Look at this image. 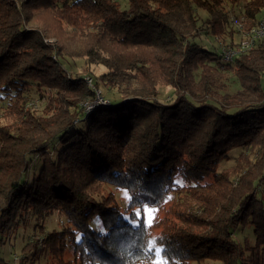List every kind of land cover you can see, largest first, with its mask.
<instances>
[{"label": "trees", "instance_id": "1", "mask_svg": "<svg viewBox=\"0 0 264 264\" xmlns=\"http://www.w3.org/2000/svg\"><path fill=\"white\" fill-rule=\"evenodd\" d=\"M263 9L264 0H0V245L13 247L34 221L18 264H188L197 254L264 264V37L222 62ZM36 10L84 36L86 64L106 69L87 71L93 86L120 100L88 114L97 92L27 26ZM162 86L171 103L157 100ZM240 148L258 171L237 195L216 181ZM93 183L123 190L126 206ZM146 209L165 212L148 223ZM56 211L63 223L48 230L42 218ZM248 228L254 243L237 236Z\"/></svg>", "mask_w": 264, "mask_h": 264}, {"label": "rangeland", "instance_id": "2", "mask_svg": "<svg viewBox=\"0 0 264 264\" xmlns=\"http://www.w3.org/2000/svg\"><path fill=\"white\" fill-rule=\"evenodd\" d=\"M30 15L31 20L27 26L29 28L40 30L44 34L45 40L49 44L57 45L61 53L64 54L65 60L69 61L70 63V74L72 76H79L84 78L87 85H92L93 89H95V91L97 92L95 100L91 103L86 104V111L88 112V114L99 106H109V104L114 100L121 99V96L117 89L109 87L103 82H99L97 87L93 86L94 81L92 82V78L88 76L89 74L87 71L91 70L93 72L92 76L95 77L100 75L102 72H105L106 69L101 65L92 64L91 66H88L86 64V60H88V57L85 55L87 41L84 36H82L78 32H75L71 27H68L66 25H59L58 23H56V21L53 19V16L51 15V12L36 10L30 11ZM260 16L261 18L264 17V9L262 10ZM239 20L240 19H237V21ZM214 42L215 41L212 38L201 39V44L206 47H210L213 44L216 46V43ZM222 48L218 46V48L216 47V51L218 53H221ZM56 58L60 59L57 55ZM62 59L63 58H61V60ZM233 87L237 88V85L233 84ZM261 88L264 91V75L261 78ZM157 100L162 103H171L174 100L173 88L170 86H162L159 89V96ZM33 107L34 109H32V111L35 112V114L42 113L43 105L41 101H34ZM230 157L231 158L224 159V161L220 163L217 171L218 179L216 183L220 181L219 183H224L225 185L227 184L230 187L232 194L238 195L241 191L244 190V188L251 184V177H249L248 173L252 172L256 174L258 171V164L256 165L252 153L242 148L232 151L230 153ZM236 159H238V161H236ZM207 181H212L214 183L215 179L211 177ZM92 185L93 187L96 186L95 190L99 189V191L103 195L114 193L118 198L117 200L120 201L122 205L126 206L128 197L123 190L114 189L110 186L102 188L99 183H93ZM170 205L172 204L168 202L166 208H168ZM181 208L183 211L177 210L176 213H178L182 218L186 219L187 217H189V212L185 211L183 207ZM164 212L165 209H159L158 211L156 209H146L144 211V214L147 222L151 223L156 215H159V217L161 216L160 218H162ZM174 216L175 214L171 209L170 219H175L172 218ZM43 219L44 223L46 222L45 226L48 230L59 229L64 220L60 213L57 211L51 213L49 216L45 215L42 220ZM38 221H41V219L39 218ZM28 224L29 225L26 227V229H24L22 225L19 226L17 228V231L12 235L11 242L12 244H14L13 247H2L0 245V259H6L8 263L12 262V264H18L19 259L22 257L23 253L31 248V245L29 243L31 242L30 235L33 234L32 226L34 225V221H29ZM154 231L156 233L159 232L158 229ZM237 236L241 242H244L245 239H248L251 243H254L255 240L252 228H248L244 232H237ZM27 257L33 256H31V254H28ZM195 258H198V260H189L188 264H223L220 260V258L222 257L205 258L197 254Z\"/></svg>", "mask_w": 264, "mask_h": 264}, {"label": "built area", "instance_id": "3", "mask_svg": "<svg viewBox=\"0 0 264 264\" xmlns=\"http://www.w3.org/2000/svg\"><path fill=\"white\" fill-rule=\"evenodd\" d=\"M238 27L243 29L242 24H239ZM242 40L238 47L235 48H224L222 51V62L224 64H230L233 60L241 53L250 49L255 42L264 37V18L261 20L258 27L253 28L250 31L242 30Z\"/></svg>", "mask_w": 264, "mask_h": 264}, {"label": "snow or ice", "instance_id": "4", "mask_svg": "<svg viewBox=\"0 0 264 264\" xmlns=\"http://www.w3.org/2000/svg\"><path fill=\"white\" fill-rule=\"evenodd\" d=\"M157 254H160L161 250L160 249H156Z\"/></svg>", "mask_w": 264, "mask_h": 264}]
</instances>
